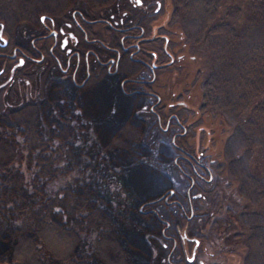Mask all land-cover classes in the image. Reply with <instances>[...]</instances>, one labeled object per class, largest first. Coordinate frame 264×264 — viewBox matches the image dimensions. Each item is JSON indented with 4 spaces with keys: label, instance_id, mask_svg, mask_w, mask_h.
<instances>
[{
    "label": "rangeland",
    "instance_id": "rangeland-1",
    "mask_svg": "<svg viewBox=\"0 0 264 264\" xmlns=\"http://www.w3.org/2000/svg\"><path fill=\"white\" fill-rule=\"evenodd\" d=\"M30 1L33 8L38 9L35 20L40 13H47L48 9H43L51 3L46 0ZM78 1L84 8L82 0ZM144 1L145 3L132 7L134 12L129 10L125 15H120L122 7H125L124 4L122 5L123 1L120 0H106L100 7H105L102 10L103 16L115 10L122 19L126 18L125 22H140L144 25L146 32L148 28H151L152 31L147 34L148 36L153 35L154 40L145 41L142 46L146 53H149V49H154V61L159 64V67L155 69L154 81L150 86V89L159 97L158 101L152 95L146 96L136 91V88L141 87L138 83L124 82L121 88L118 84V77L106 73L93 77L81 87H76L71 83L76 88L75 92L67 84L70 83L69 81H60L61 85L66 86L56 90L52 87L53 95L46 96L51 93L50 86L47 88L48 78L44 79L46 72L42 74L40 64H27L14 74L15 76L20 75L22 81L24 76H27L29 79L27 86L12 85L13 88L10 89L7 87L10 84L7 83L6 88L0 90V133L7 137H2L1 141L9 144L14 150L13 159L6 166L21 172L22 180L29 191H37V186L31 187L33 183H36L43 189L44 196H52L60 186L73 182L75 177H87L90 171L77 170L78 166L80 168L82 166L75 162L76 159L72 161L74 149L86 146L87 155L84 157V162H90L88 167L91 168L95 158H91V154L95 152L99 158L101 155L110 161V158L116 159L118 162L116 167L121 171L120 178L114 177L110 167L106 170L105 177L102 176L110 190L108 188L106 190V184L100 182L101 176L98 177L105 172L103 168H96L94 177L89 176L87 180L88 186H94L93 193L86 185L83 191L80 188H74L76 195L88 197L86 210L95 217V220L91 218L88 221L86 233L76 242L72 253L75 261L87 259L89 264H101V256L94 250L93 239L100 237L105 226L113 230L118 241H120L118 233H123V231L131 237L133 233L137 235L141 244L139 250L143 251L147 258V261L142 264H166L164 259L172 250L170 255L172 260L174 256H182L184 251L188 253V245L183 247L178 239L176 242L173 239L182 231L199 240L194 261L188 264H198V259H202L204 264H244L243 257L246 250L244 238L245 232H249L250 225L258 228L264 236V155L257 151L249 155L248 147H254L257 139L250 135L246 136L247 139H243L247 148L243 157L244 167L247 164L249 168L254 166L255 170L260 173L262 182V186H259L261 187L260 192L256 193L253 199L247 200L239 191V183L232 175L235 173L226 159V154L231 152L226 139L230 136L232 123L235 120L220 111L202 107L201 84L211 67V62L204 45L200 41L193 42L187 38L186 30L195 26V20H181L173 16L172 0ZM19 2L22 1L19 0ZM72 2L73 0L68 1V3ZM247 3L244 0L226 2V4L241 7L238 14L228 17L235 27L241 25L243 16L247 12ZM143 12L146 15L140 20ZM217 12L224 14L225 5L219 7ZM116 18L120 19L118 16ZM28 23L30 22H20L14 27L11 36L13 41L24 45L29 43L30 38L35 34V28ZM125 69L133 72L135 76L147 77L148 75L141 65H127ZM24 71H27V75ZM54 72L59 73L57 68ZM129 75L132 74L129 73ZM120 88L125 92H122ZM128 90L131 92L127 93ZM55 97L62 100L69 99L70 102H74V106L67 110L63 106L53 105L48 119L40 118V109L35 107L31 116L22 115L28 120V126L34 129L36 135H41L49 147L57 146L59 149V153L56 152L58 157H53L47 167H57L60 173L55 176H52L51 172L46 173L48 168L44 164L42 165L45 166L42 168L44 174L51 175V177H46L44 174L36 173L38 167L34 162L31 150L33 147H30L27 143L29 141L24 139L21 128H16V125L21 126L19 122L16 123V118H18L16 116L17 110L26 103L37 102L44 98L49 104ZM42 107L45 108L46 103ZM152 108L156 112L152 111ZM2 113L6 116L2 117ZM170 113L177 116L183 127L174 122L163 129L165 119ZM157 115L160 118L159 122ZM51 116L55 117L58 122H65L64 126L61 128L57 121L53 122ZM106 117L108 119L104 122ZM125 117L128 118L124 120ZM116 118L119 119L115 121ZM8 120L10 124L6 123ZM79 122L81 125H78ZM110 125L112 129L105 131L108 137L106 148L102 149V146L100 151L98 144L104 139L101 129ZM94 126L97 127L96 130ZM77 128L80 129V134L77 133ZM179 131L182 133L173 137V133ZM135 141L142 142L144 145L139 146L137 143L134 145ZM81 142L85 144L81 145ZM132 147L134 150L129 154L127 153L126 156L122 154V149ZM179 147L208 166L209 174L205 173V177H210L208 180L198 179L193 188L187 187L190 181L187 175L189 168L184 160L176 159L177 154H184ZM132 154L135 157L130 159ZM117 156H121L122 161ZM27 157L30 160L28 163H26ZM144 161L148 165L143 163ZM102 163L103 160H100V167ZM109 164L112 165L110 162ZM90 172L92 173V170ZM142 175L149 178L145 176L142 178ZM71 185L74 186V183ZM169 190L171 193L168 195ZM34 192L35 200L38 195L35 196ZM198 193L200 195H196ZM117 203L120 209H124V213L109 211L117 207L115 206ZM61 207L58 205L56 208L62 210ZM243 210L246 212L244 214L246 218H239L238 214ZM257 211H260L261 218L255 216ZM3 213V217L16 223L28 219L26 211L14 217L11 216L14 213L12 211L4 209ZM53 215H58V218L60 216L64 227L70 228V224L65 221L72 222V216L66 219L59 213ZM0 220L3 221V218ZM261 220L262 223L258 225ZM242 231L243 235L240 233ZM2 241L6 244L7 237ZM126 244V241L120 243V248L122 253L130 258L133 253L129 251L132 249ZM1 245L4 246L2 243ZM41 250L40 248L39 251ZM4 254L7 255L8 252L5 251ZM0 257L4 258V260L0 259V264H15L13 261L5 260L4 255ZM258 264H264V261Z\"/></svg>",
    "mask_w": 264,
    "mask_h": 264
},
{
    "label": "trees",
    "instance_id": "trees-1",
    "mask_svg": "<svg viewBox=\"0 0 264 264\" xmlns=\"http://www.w3.org/2000/svg\"><path fill=\"white\" fill-rule=\"evenodd\" d=\"M21 1L0 0V21L4 28L9 29L13 24L23 21L33 23L37 20V17L35 20V16L38 9L33 8L30 0ZM52 1L54 3L58 0ZM85 1L94 7L106 2V0ZM227 1L172 0V10L173 16L181 20H195V26L190 30H186L187 38L193 42L200 41L208 51L211 67L205 74L201 84L202 107L213 111H220L235 120L232 123L230 136L226 139V144L228 143V148L231 149V152L226 154V159L235 173L232 175L239 183V191L244 194L247 200H250L254 198L256 193L260 192L261 187L259 188V186L262 182L260 181L261 175L255 170L254 166L249 168L247 164L244 167L245 161L243 157L247 148L243 139H247L246 136L249 135L257 139L254 147H248L249 155L256 151L264 155V0H244L248 2L246 5L247 12L243 16L239 27H235L228 17L238 14L241 7L235 4H226ZM222 5H225V12L224 14H218V8ZM251 28L254 29L251 30ZM60 83L59 81L52 83L49 87L52 94L49 93L46 96L53 95L52 87L56 90L59 87L66 86ZM67 84L75 92L76 88L71 83ZM45 103L46 107L44 108L42 106H45ZM53 105L63 106V108L65 107V109L69 110V108L74 106V102H70L69 99L62 100L59 97H55V99L47 104V101L43 98L37 102L26 103L17 110L16 117L18 118H16V123L19 122L18 124L21 126L16 125V128H21L20 131L24 139L29 141L27 143L30 147H33L31 150L34 155V162L38 167L36 170L38 175L44 174L42 168L50 165L49 163L53 157H58L57 153H59V149L57 146L53 148L49 147L45 142L46 140L41 135H36L34 129L28 126V120L22 115L29 117L35 108H37L40 109V118L48 119V116L51 115L49 111H51ZM243 114H246L245 117H241ZM1 115L2 117L6 116L5 113ZM94 115H96V112ZM50 118L56 123L57 119L55 117L51 116ZM127 118L125 117L124 120ZM105 119L108 118H104V122L107 121ZM117 119L119 118H116L115 121ZM6 123L10 124L11 122L8 120ZM63 124L65 122H58L60 127L64 126ZM78 125H81V123L79 122ZM105 127L101 129L104 139L98 144L100 151L102 146V149L106 148L105 144L108 137L105 131L112 129L111 125ZM52 130L54 129L52 128ZM76 130L79 133L80 129L77 128ZM2 137L7 138L5 134L0 133V219L3 218V221L0 220V246H2L1 243L5 244L2 240L6 237L10 243L8 244L7 242L4 246L0 247V255H4L6 257L5 260L13 261L15 264H89L87 263V259L75 261L72 253L74 247H76V242L79 241L80 237L83 238V234L86 233V224L91 218L95 220V217L86 210L88 197L84 198L81 195H76L74 188H80L83 191L86 185L93 193L94 186H88L87 180L90 178L89 176L94 175L96 168H103L105 170V172L98 176H101L100 182L104 184H106V180L103 181L104 178L102 176L105 177L107 169L111 168V173L119 179L121 171L116 167L118 164L116 159L113 157L110 158V161L108 158L101 157L98 154L99 158L97 152H95L91 154V158L95 157L91 168L88 167L90 162H84V157L87 155L86 146L76 148L73 152L72 161L76 159L75 162L82 166L81 168L78 166L77 170L80 172L92 170V173L88 171L87 177H83L82 175V177H75L73 182H67L60 186L52 196H44L43 189L38 184L33 183L31 187L37 186V191L34 192L33 190V192L36 194L35 196L38 195L34 200L33 192L25 187L21 172L17 169H10L13 167L6 166L7 163L10 164L12 161L14 150L9 144L1 141ZM136 143L139 146L144 145L139 141H135L134 145ZM82 144L85 143L81 142ZM132 150H134L133 147L124 148L121 152L126 156ZM117 157L122 161L121 156ZM132 157H135V155L133 156L132 154L130 159ZM28 159L29 157L26 158V163L30 162ZM100 160H103L101 167L99 166ZM143 163L147 164L145 161ZM44 164L45 166H42ZM47 168L46 173L51 172L52 176L60 173L57 167L53 168L49 166ZM51 175H46V177H51ZM144 176L147 177L146 175H142V178ZM73 183L74 186L71 185ZM118 184L120 183L118 182ZM105 188L106 190L107 188L109 189L107 184ZM116 190L118 192V189ZM108 204L110 206V202ZM118 204L115 205L117 207L111 208L109 211L112 213H124V209H120ZM120 204L122 203L120 202ZM58 205L62 206V210L56 208ZM4 209L14 212L11 214L13 217L26 211L28 212L26 216L28 219L20 220L19 223L11 221L9 218L3 217ZM51 213H59L65 216L66 219L72 216V222L65 221V223L70 224V228L66 229L64 222L62 223L61 221L62 218L60 216L58 218V215H51ZM245 213V210L240 211L238 214L239 218H246ZM255 216L261 218L260 211H257ZM259 223H262V220L258 222V225ZM250 228L249 232H245L244 245L246 250L243 262L244 264H258L264 261V236L252 224ZM124 233V231L123 233H118L120 239L118 241L115 234H113V230L110 227L104 226V232H101L100 237L93 239L94 250L101 256V264H142L147 261L143 251L139 250L141 244L136 237L137 235L133 233L131 237ZM240 233L243 235L244 232ZM125 241L127 242V247L132 249L129 251L133 253L130 258L122 253L120 248V243H124ZM7 246L8 249H6ZM40 248L42 249L41 251H39ZM5 251L8 252L7 255L4 254ZM148 255L150 257V251ZM0 259L4 260L3 257H0Z\"/></svg>",
    "mask_w": 264,
    "mask_h": 264
},
{
    "label": "flooded vegetation",
    "instance_id": "flooded-vegetation-1",
    "mask_svg": "<svg viewBox=\"0 0 264 264\" xmlns=\"http://www.w3.org/2000/svg\"><path fill=\"white\" fill-rule=\"evenodd\" d=\"M47 1L51 2V0ZM68 1L58 0L54 3L52 1L45 6L47 8L43 9H48L47 13H40L36 22L28 23L34 26L35 34L27 45L13 41L11 37L14 27L18 23L13 24L9 29L4 28L0 23V90L6 88L7 83L10 84L7 86L10 89L13 88L12 85L27 86L29 82L27 76H24L22 81L20 75L15 76L14 74L27 64H40L42 74L46 72L44 79L48 78L47 88L56 81H69L76 87H81L93 77L106 73L118 77L119 87L123 86L124 82L138 83L141 87L133 89L146 96L152 95L158 101L159 97L150 89V86L154 81L155 69L159 67V64L154 61V49H149V53H146L142 46L143 42L154 40L153 35L148 36L147 34L152 30L148 28L146 32L144 25L140 22H125L126 18L124 17L123 20L120 16L128 13L129 10L134 12L132 7L139 6L145 1L120 0L125 6L122 7V13L117 15L114 10L107 16L102 15V10L105 7H100V5L94 7L82 0L83 8L78 0H73L72 3H68ZM145 15V12L141 13L140 20ZM127 65H141L143 71L148 73L147 77L133 75V72L125 69ZM55 68L59 73L54 72ZM5 73L7 74L2 79ZM24 74L27 75V71H24ZM121 90L125 92L123 89ZM126 92H131V90ZM151 110L155 111L153 108ZM156 118L159 122L158 115ZM174 122L183 127L177 116L170 113L165 119L163 129ZM181 133L182 131L174 132L173 137ZM179 149L184 154H177L176 159L184 160L189 168L187 175L190 177V181L187 187L193 188L198 179L208 180L210 177H205V173L209 174L208 166L183 148L179 147ZM170 193L168 191L167 194ZM196 195H200V193ZM176 236L173 238L175 242L178 239L181 246L188 245L189 252L185 253L184 251L182 256H174L172 260L170 255L173 250L169 251L168 257L164 259L165 263H192L199 244L198 238L188 236L183 231ZM197 263L204 264L202 259H198Z\"/></svg>",
    "mask_w": 264,
    "mask_h": 264
},
{
    "label": "water",
    "instance_id": "water-1",
    "mask_svg": "<svg viewBox=\"0 0 264 264\" xmlns=\"http://www.w3.org/2000/svg\"><path fill=\"white\" fill-rule=\"evenodd\" d=\"M169 191H171V190H169Z\"/></svg>",
    "mask_w": 264,
    "mask_h": 264
}]
</instances>
